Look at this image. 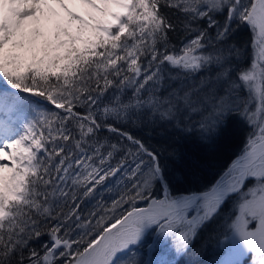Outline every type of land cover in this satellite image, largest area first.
<instances>
[{"label": "snow or ice", "instance_id": "1", "mask_svg": "<svg viewBox=\"0 0 264 264\" xmlns=\"http://www.w3.org/2000/svg\"><path fill=\"white\" fill-rule=\"evenodd\" d=\"M237 117L240 155L176 195V138ZM230 205L218 264H264V0H0V264H141L152 231L186 253Z\"/></svg>", "mask_w": 264, "mask_h": 264}, {"label": "trees", "instance_id": "2", "mask_svg": "<svg viewBox=\"0 0 264 264\" xmlns=\"http://www.w3.org/2000/svg\"><path fill=\"white\" fill-rule=\"evenodd\" d=\"M251 39V32L243 26L234 37L235 42L243 44L246 48L241 59L243 64L252 58V49L248 47ZM128 130L134 133L138 131L134 126H129ZM250 131L248 125L237 117L231 121L225 132L211 147H208L206 142H199L195 138L181 139L177 137V155L167 162L168 171L173 177L172 184L175 194H187L208 189L221 171L240 155ZM103 135L111 137V134L107 132H104ZM115 194V191L102 193L103 199L108 202ZM98 199L100 197H97ZM95 203V200L87 202L86 208H93ZM139 251L142 250L139 249Z\"/></svg>", "mask_w": 264, "mask_h": 264}, {"label": "rangeland", "instance_id": "3", "mask_svg": "<svg viewBox=\"0 0 264 264\" xmlns=\"http://www.w3.org/2000/svg\"><path fill=\"white\" fill-rule=\"evenodd\" d=\"M189 194L192 193L177 195ZM230 216L231 205L220 218L203 229L195 246L186 253H177L171 240L159 236L157 231H152L145 237L143 243L133 248L131 253L126 254L123 259L127 261L134 258L141 264H218V261L224 258V249L218 241L222 238L221 233L226 230ZM235 258H238L241 264L248 260L247 255Z\"/></svg>", "mask_w": 264, "mask_h": 264}, {"label": "water", "instance_id": "4", "mask_svg": "<svg viewBox=\"0 0 264 264\" xmlns=\"http://www.w3.org/2000/svg\"><path fill=\"white\" fill-rule=\"evenodd\" d=\"M234 161V160H233ZM232 164V162L222 171V173L218 176V178L213 182V184L216 182V181H218L223 175H224V173L227 171V169L230 167V165ZM212 184V185H213ZM211 185V186H212ZM210 186V187H211ZM209 188V187H208ZM206 190V189H205ZM201 191H204V190H201ZM201 191H197V192H201Z\"/></svg>", "mask_w": 264, "mask_h": 264}]
</instances>
